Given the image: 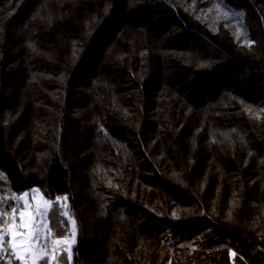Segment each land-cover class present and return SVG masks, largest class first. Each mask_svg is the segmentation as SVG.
<instances>
[{"label": "trees", "instance_id": "obj_1", "mask_svg": "<svg viewBox=\"0 0 264 264\" xmlns=\"http://www.w3.org/2000/svg\"><path fill=\"white\" fill-rule=\"evenodd\" d=\"M34 189L54 264H264V0H0V224Z\"/></svg>", "mask_w": 264, "mask_h": 264}, {"label": "rangeland", "instance_id": "obj_2", "mask_svg": "<svg viewBox=\"0 0 264 264\" xmlns=\"http://www.w3.org/2000/svg\"><path fill=\"white\" fill-rule=\"evenodd\" d=\"M110 148H105V154L108 157H111L112 153ZM49 207L50 202L39 189L24 193L20 197L14 220L9 225L0 224L3 228L0 231V242L10 247L13 254L11 258L16 256L23 259L25 264H40L41 257L49 253L48 264H54V254L61 251L62 245L70 247L74 244L75 237L72 234L64 239H57L56 244H51L47 249V242L50 243L51 237L46 219ZM4 248L5 246L0 251H4Z\"/></svg>", "mask_w": 264, "mask_h": 264}, {"label": "crops", "instance_id": "obj_3", "mask_svg": "<svg viewBox=\"0 0 264 264\" xmlns=\"http://www.w3.org/2000/svg\"><path fill=\"white\" fill-rule=\"evenodd\" d=\"M5 229V228H4ZM5 246V243H1L0 242V250ZM12 251L10 253V255H7L6 253H2L0 254V262L4 263V264H25L23 262V259L21 260L20 258L14 256L13 258H11L12 256Z\"/></svg>", "mask_w": 264, "mask_h": 264}, {"label": "snow or ice", "instance_id": "obj_4", "mask_svg": "<svg viewBox=\"0 0 264 264\" xmlns=\"http://www.w3.org/2000/svg\"><path fill=\"white\" fill-rule=\"evenodd\" d=\"M66 199V198H65ZM73 223V228H74V226H75V221H73L72 222ZM74 234V233H73ZM74 242V241H73ZM58 243H59V241H58ZM233 255H235V253H233Z\"/></svg>", "mask_w": 264, "mask_h": 264}, {"label": "built area", "instance_id": "obj_5", "mask_svg": "<svg viewBox=\"0 0 264 264\" xmlns=\"http://www.w3.org/2000/svg\"><path fill=\"white\" fill-rule=\"evenodd\" d=\"M3 230V228L0 226V231H2Z\"/></svg>", "mask_w": 264, "mask_h": 264}]
</instances>
